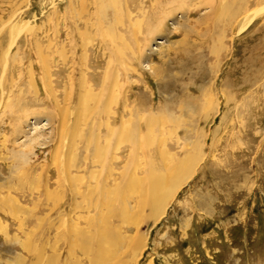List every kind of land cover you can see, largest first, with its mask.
I'll return each instance as SVG.
<instances>
[{"label":"rangeland","instance_id":"1","mask_svg":"<svg viewBox=\"0 0 264 264\" xmlns=\"http://www.w3.org/2000/svg\"><path fill=\"white\" fill-rule=\"evenodd\" d=\"M263 6L264 0H0V20L29 21L35 30L30 47V35H18L4 73L0 63V264L33 263L25 243L43 250L48 264L55 252L58 264H101L94 251L102 225L120 222L94 211V189L104 188L109 168L138 169L147 181L155 171L169 174L180 159L192 173L164 215L139 226L147 240L135 264H264V12L240 30ZM116 34L127 44L123 62L110 49ZM115 71L121 85L113 110L126 116L137 106L154 119L133 152L125 135L107 139L106 118L93 116L94 94L99 107L106 102L96 84L105 76L109 85ZM46 117L49 127L29 143ZM117 145L122 158L115 163ZM30 150L35 156L24 157ZM142 182L119 193L118 214L125 204L134 219ZM121 247L113 264L128 257Z\"/></svg>","mask_w":264,"mask_h":264},{"label":"bare ground","instance_id":"2","mask_svg":"<svg viewBox=\"0 0 264 264\" xmlns=\"http://www.w3.org/2000/svg\"><path fill=\"white\" fill-rule=\"evenodd\" d=\"M160 1V0H159ZM128 3V2H127ZM146 4V3H145ZM161 4V3H160ZM163 4V3H162ZM159 5V4H158ZM102 6V5H101ZM143 6V5H142ZM142 8V7H141ZM264 12V6L259 8L258 10H256L255 12H253L251 15L245 17L241 27H240V30H242L246 25H248L252 19L254 17H256L257 15H260L261 13ZM121 13V12H120ZM119 13V14H120ZM145 13V12H144ZM19 14V13H18ZM126 15L125 16H129L131 15L129 10H126ZM140 14V13H139ZM123 16V15H122ZM19 20V18H18ZM123 20V19H122ZM9 21V20H8ZM12 21V20H11ZM139 21V20H138ZM117 23H119L120 26H123V23L121 22V19H116ZM13 23V22H12ZM14 24V23H13ZM19 22H17L16 24H14L13 26L10 24V22H6L5 20H0V33L2 34V30H5L4 28L5 27H9V37L8 39L6 40L5 42V46H4V51L2 53V56H1V60H0V63H1V68H2V72L4 73L5 69L7 68V62L9 60V57L11 55L13 51V48L15 47V44L17 42V38H18V35H20L21 32H25V34H31L33 31V27L30 26V23L29 21H25L23 22V24H19ZM112 24V23H110ZM11 25V26H10ZM114 25V24H113ZM100 26V25H98ZM137 27V26H136ZM148 27V26H147ZM110 28V27H109ZM108 28V29H109ZM123 28V27H122ZM112 29V28H110ZM8 31V29H7ZM113 32V31H112ZM121 32V31H120ZM128 34V33H127ZM131 34V33H129ZM8 35V34H7ZM34 35V34H33ZM117 35V34H116ZM115 35H112L111 36V48L110 49H113L114 51H117L118 52V55H119V58L120 60L123 62L124 60V50H126L127 48V44L124 43L123 39H122V34H118L117 36ZM124 35V34H123ZM133 35V34H132ZM34 37V36H32ZM31 35L29 36V38L26 40L27 41V44L26 45H29L28 47L31 46V42H30V39H32ZM103 37V36H102ZM125 37V36H124ZM110 38V37H109ZM132 38V37H131ZM125 39V38H124ZM34 41H32L33 43ZM39 45V44H38ZM47 46V45H46ZM138 46V45H137ZM38 47V46H37ZM41 47V46H40ZM39 47V48H40ZM50 47V46H49ZM110 47V46H109ZM32 48V47H31ZM30 48V50H31ZM35 50V48H34ZM35 51H39V49L37 48V50ZM44 51V50H43ZM61 52V51H59ZM63 52V51H62ZM34 53V52H33ZM38 53V52H37ZM36 54V53H35ZM40 54H41V51H40ZM38 55V54H37ZM38 57H41L42 56H38ZM36 58V57H35ZM46 59V58H44ZM61 59H62V62H65L64 60V56L62 55L61 56ZM85 59V58H84ZM41 60V59H39ZM111 60H108L107 63L109 65V62ZM45 62V61H43ZM85 62V61H84ZM121 63V62H120ZM30 65V64H29ZM28 65V66H29ZM39 65H42V64H39ZM42 67H44V64L42 65ZM122 67V66H121ZM28 68V67H27ZM107 71V70H106ZM29 72V71H28ZM119 72V71H118ZM118 72L115 71L114 75L112 76L111 80H110V84L108 85L106 82H108L105 78V76L101 79L100 81V85H97L96 86H99L100 87V91H102V93H105L106 94V102L104 104V106H100L99 107V102L98 100H96V98L100 95V94H94V115L95 118H97L96 116L98 117H105L106 118V128H107V139L109 138H112V137H115V135H117L118 133V137H123L124 138V135H125V138H127V142H130L131 141V146H132V149L130 150L131 152L133 151H136V148H138L137 146L140 144V143H144L146 138L150 135V132L152 130L151 128V124L152 120H149L151 118V116H148L146 117L145 114L141 111H139V108H137V106H131L132 108H127L126 109V116H121L119 114L116 113L115 109L113 110V108L116 107L117 105V102H118V99H119V86L121 85L120 84V80L118 79L119 75H118ZM106 73V72H105ZM104 73V74H105ZM120 73V72H119ZM32 83L34 84V82L32 81ZM109 83V82H108ZM106 84L107 86L109 87H106ZM43 85H46L45 82L43 81ZM1 86V85H0ZM94 85V87H96ZM65 90V89H64ZM119 90V91H118ZM35 93H36V89L33 90ZM46 92V91H45ZM67 97V96H66ZM101 97V96H100ZM84 98V96H83ZM102 98V97H101ZM36 100V99H35ZM211 98H208L207 100V105H211L212 101ZM105 101V99H104ZM103 103V102H102ZM76 104V103H75ZM132 104V103H131ZM214 105V104H213ZM126 106H128V104H126ZM123 108V107H122ZM126 108V107H125ZM124 109V108H123ZM104 112L101 114V112ZM72 113V112H71ZM89 113V112H88ZM119 113V112H118ZM76 114V113H75ZM119 115V116H118ZM49 116V115H47ZM53 117V116H52ZM58 118V117H57ZM103 118V119H105ZM59 119V118H58ZM115 120H118L119 123H120V127L117 128L116 126H114L113 124H115ZM45 124L43 126H41L40 128L36 127L34 128V131H35V135H36V138L34 139H31L29 140V143L31 144H35V141H37L38 139H40L41 137V132L44 128H47L49 127L50 125V117H46L45 118ZM99 121V120H98ZM97 121V122H98ZM137 122L138 125H136V128L133 127L132 125V122ZM59 122H60V119H59ZM58 122V124H59ZM62 122V120H61ZM92 122V121H90ZM95 124H96V121L94 120ZM113 123V124H112ZM141 123H143L144 125H146V130L144 133H142V129H141ZM61 124V123H60ZM103 124V123H102ZM112 124V125H111ZM77 125V123H76ZM59 126V125H58ZM62 126V125H61ZM63 126H66L63 125ZM78 126V125H77ZM89 126V125H88ZM99 126V125H98ZM104 126V125H103ZM143 127V126H142ZM68 128V127H67ZM70 128V127H69ZM73 128V127H72ZM104 128V127H103ZM99 129V128H98ZM64 130V129H63ZM62 130V131H63ZM101 130V128H100ZM65 132V131H64ZM76 132V130H75ZM52 133V132H51ZM63 134V132H61ZM99 133V132H98ZM97 133L96 137L99 136V134ZM55 134V133H54ZM58 134V133H57ZM81 134V133H80ZM101 134V133H100ZM102 135V134H101ZM106 135V134H104ZM60 136V135H59ZM77 136V135H76ZM136 137V139L133 137L132 139H130V137ZM58 137V136H57ZM63 137V136H62ZM69 137V135H68ZM56 138V137H55ZM60 138V137H59ZM71 138V137H70ZM69 138V139H70ZM89 138V137H88ZM98 139V138H97ZM101 139V138H100ZM104 139V138H103ZM44 139H42L43 141ZM39 141V140H38ZM46 141V140H45ZM61 141V139H60ZM58 141L57 144H56V152L54 151V154H59L60 155V152H62L60 150V144L61 142ZM67 141V140H66ZM69 142V141H68ZM86 142V141H85ZM100 142V141H99ZM65 143V142H64ZM73 143V142H72ZM121 143V142H120ZM124 143V142H123ZM122 143V144H123ZM66 144V143H65ZM71 144V143H70ZM109 144V143H108ZM121 144V145H122ZM44 143L40 144L39 146H43ZM68 145V144H67ZM66 146V145H65ZM71 146V145H70ZM108 146V145H107ZM116 147V148H115ZM115 153H114V157L113 160L115 163L117 162H121V155H118L120 154V147L115 146ZM52 149V148H51ZM75 149V148H74ZM28 150V149H27ZM65 150V149H64ZM71 150V149H70ZM89 150V149H88ZM87 150V151H88ZM164 150V149H163ZM162 150V151H163ZM66 151V150H65ZM68 151V150H67ZM69 152V151H68ZM67 152V153H68ZM72 153H75L73 150H71ZM120 152V153H119ZM24 157L27 155H30V156H35L34 155V152L33 150H30V152H25L23 153ZM69 155V154H68ZM70 156L73 157V155H71L70 153ZM27 158V157H26ZM86 158V157H85ZM102 158V155L99 156V159ZM185 158V156H184ZM167 158H166V154H164L163 156V161H165ZM186 159H188L186 157ZM57 160V158H56ZM67 160V159H66ZM29 161V160H28ZM107 161V160H106ZM65 162V161H63ZM174 163V161H168V165H172L171 163ZM189 161H186L185 159H180L179 161L176 162V166L177 168H172L170 171L169 174L167 175H162V172H153L150 174V177L148 178L147 180V177H146V180L148 181H144L145 178L142 180L141 177H140V171L138 169H133L130 173H128V171L123 167L122 169H116V168H112L110 167L109 170H108V173L106 174V179H105V186L104 188L99 192V189L98 190H95L94 189V211L97 212L99 209L100 212L98 215H104L105 219H109V218H119V221L118 222L119 224L115 227H113V229H109L108 224L104 222V225H101L103 226V228L105 229V233H103V231H100L99 234H101V237L98 238V245L99 248L94 251V260L95 261H98L99 263L101 264H113L114 263V259H118V257L116 256L117 253L120 251V247L122 246L124 248V253L128 254V257L127 259H125L123 262H120L121 264H135V262L137 261L139 255L141 254L144 246H145V243H146V240H147V233H140V231L138 230L139 226L142 225L143 223H147L149 220L152 221V223L154 224L155 222L158 221V219L164 215L165 213V209H166V205L167 202L173 198V196L175 195L176 191H178V188H180L183 184L184 181H186L191 173H192V170H189ZM165 164V163H164ZM68 166V165H67ZM85 167V166H84ZM126 167V166H125ZM167 164H165V169H167ZM171 168V167H170ZM60 169V168H59ZM62 170V169H61ZM83 170V169H82ZM169 170V169H168ZM188 170L190 171L188 173ZM97 171L95 168H94V176H96L97 174ZM78 172H81V167H77V170L75 172V174L73 175L74 178L76 179H79L78 177ZM166 177H169L167 180ZM135 180H139V181H144L141 183V186H138L139 188L137 189V191H135L134 195H135V198H136V201H134V205H133V208H134V214H135V217L134 219H131L128 214H129V211H128V208H126V206H123L125 204H123L122 206H120V211H119V214L117 213V208L115 207L114 205V202H116L118 196L120 195L119 193L124 190H128L130 192V185L132 184L133 181ZM40 181V180H39ZM72 181V179H71ZM126 183H128L126 185ZM62 184V183H60ZM122 184H125V186H123ZM38 185V184H37ZM75 185V184H74ZM124 187V188H122ZM47 188V187H46ZM87 190L89 193H91V186H87ZM137 188V187H136ZM90 189V190H89ZM35 190V189H34ZM86 190V191H87ZM93 190V189H92ZM49 191V190H48ZM56 191H57V188H56ZM71 191V190H70ZM88 193V194H89ZM122 193V192H121ZM132 193V192H131ZM130 194V193H129ZM91 195V194H90ZM131 195V194H130ZM51 196V195H50ZM122 196V195H121ZM58 197V196H57ZM88 197V196H87ZM89 198H91L89 196ZM101 198H104V199H101ZM49 199V198H48ZM120 199V198H119ZM61 201V200H60ZM92 202V201H91ZM61 203V202H59ZM59 205V204H58ZM90 208V206H89ZM102 208V209H101ZM54 210V209H53ZM88 210V209H87ZM90 210V209H89ZM99 212V211H98ZM97 212V213H98ZM96 214V213H95ZM94 214V216H95ZM90 215V214H88ZM87 215V216H88ZM86 216V218H87ZM93 218V217H91ZM64 219V218H63ZM63 219H60L61 221V224L63 226L66 225L67 223V219L63 220ZM79 219V218H78ZM85 219V218H84ZM104 219V218H103ZM37 220L39 221V224L40 222L42 221L41 219L37 218ZM45 220V219H44ZM43 220V221H44ZM97 220V219H96ZM102 220V219H101ZM42 221V222H43ZM85 221V220H84ZM101 226V227H102ZM50 227V226H49ZM76 227V225H75ZM54 228V227H53ZM66 228V227H65ZM78 229V227H76ZM61 229V228H60ZM67 229V228H66ZM133 230V234L130 235L128 234V232L130 230ZM21 230V229H20ZM80 230H82L81 228H79V232ZM59 232V231H58ZM98 232V231H97ZM96 237V236H95ZM94 237V238H95ZM97 241V240H96ZM134 241H136L134 244H131L133 243ZM47 243V242H46ZM124 245V246H123ZM132 245V247H131ZM101 246H103V248H101ZM23 247L24 249L30 253L31 255L34 254V258H35V261L31 264H48L46 263V255L44 254V251L41 250H37L35 248H31V244L27 245V243L23 244ZM121 247V248H122ZM130 247H131V250H130ZM54 248V247H53ZM52 248V251L54 252ZM103 250V253L100 251ZM107 253H109L110 257L105 259L104 258V255ZM56 255L54 256L55 257V260H54V264H58L57 261L59 260L60 258V253L57 254V252H55ZM59 262V261H58ZM62 264V263H61ZM64 264V263H63Z\"/></svg>","mask_w":264,"mask_h":264}]
</instances>
